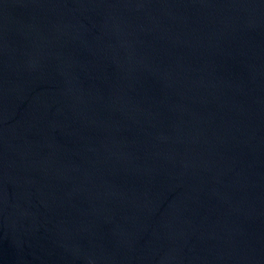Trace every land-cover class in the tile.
<instances>
[{
  "label": "water",
  "instance_id": "95a60500",
  "mask_svg": "<svg viewBox=\"0 0 264 264\" xmlns=\"http://www.w3.org/2000/svg\"><path fill=\"white\" fill-rule=\"evenodd\" d=\"M0 264H264V0H0Z\"/></svg>",
  "mask_w": 264,
  "mask_h": 264
}]
</instances>
